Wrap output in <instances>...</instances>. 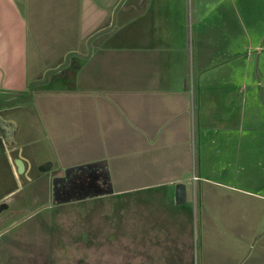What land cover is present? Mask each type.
I'll return each mask as SVG.
<instances>
[{
    "label": "crops",
    "instance_id": "1",
    "mask_svg": "<svg viewBox=\"0 0 264 264\" xmlns=\"http://www.w3.org/2000/svg\"><path fill=\"white\" fill-rule=\"evenodd\" d=\"M118 1L117 12L136 11L131 16V25L137 35V51L121 47L114 56L99 52L100 49L87 56H79L77 51L83 64L76 73L86 77L83 84L74 91H63L64 105H53L49 98L47 104L39 106L48 132L46 137L56 145L69 146L66 150L62 148L58 155V168L95 160H104L108 168L104 148L110 143H119L125 161L119 171L128 174L137 169L136 175L144 174L143 170L139 172L143 169L140 158L148 162L154 149L159 154V146L162 148L165 143L170 155L189 159L180 168H177V159L174 160L176 174H186V168L192 169L191 177L181 175L170 182L173 204L178 205L174 200L175 184L183 183L186 196L183 204L188 205V181L195 187V196L196 186H203V182L216 191L219 188L233 191L232 197L234 192L238 193L230 203L235 208L264 202V193L251 189L250 183L245 185L251 176L255 180L256 173L264 175V167L256 159L257 155L264 158V0H128L129 3L127 0H79L78 23L80 17L83 22L89 20L93 10L107 16ZM73 2L0 0L1 94L21 90L27 84L25 77L28 81L40 79L41 67L44 72L52 68L45 57V63L42 61V65L32 69L29 45L40 46L36 44L37 37L33 39L30 35L39 32L41 37L50 27L59 33L72 32L76 7L75 2L72 6ZM57 8L68 9L65 10L68 22L64 21L62 28L47 23L48 16L57 13ZM37 54L43 56L39 50ZM106 63L107 67L103 68ZM110 63L116 64L117 84L109 73ZM31 70H35L33 76L29 75ZM102 77L104 86L98 87L94 79L103 81ZM7 109L0 107L1 127L6 129L8 121L13 123L12 138L19 146L18 152L27 153L21 141L23 134L19 135L21 124ZM205 110L215 111V117L208 119L202 115ZM97 123L108 128L120 127V137L118 132L110 140L96 137ZM54 127L66 130L59 136ZM163 127L167 129L164 137L160 134ZM68 135L82 137L84 145L91 146V154H80L81 148L79 153H74L73 141L59 139ZM97 148L103 150L102 154L95 153ZM146 185H124L114 190H143L140 188ZM199 197L203 205L204 195ZM209 200L208 216L212 224L218 220L217 210H222L225 203ZM176 211L181 210L175 208ZM251 214L255 217L252 220L256 219L254 210ZM175 218L181 219L182 215L176 213ZM184 219L188 223V229L184 230L192 233V216L187 213ZM257 224L259 228L260 217ZM250 264H264V259L257 256Z\"/></svg>",
    "mask_w": 264,
    "mask_h": 264
},
{
    "label": "rangeland",
    "instance_id": "2",
    "mask_svg": "<svg viewBox=\"0 0 264 264\" xmlns=\"http://www.w3.org/2000/svg\"><path fill=\"white\" fill-rule=\"evenodd\" d=\"M71 1L76 4L72 32L59 33L49 26L41 37L39 32L30 35L33 39L37 37L35 39L39 42L36 41V44L40 46L37 48L29 45V63L32 69H37L42 65V61L46 62V59L52 64V68L60 66L67 59L62 70H59V79H52V76H57V73L52 72L45 81L29 87L32 81L25 77L27 84L20 88L21 90L6 92V95L0 93V102L14 99L10 97L22 99L8 104L0 103V107L9 108L6 112L17 118L21 124L19 135L23 134L21 136L24 139L21 141L27 154L34 159L35 166L42 167L51 162L53 170L58 167V155L62 148L66 150L69 146L62 145V142L61 145H56L51 138L46 137L47 130L41 120L39 106L47 104L49 98L53 105H64L61 95L63 91L66 89L74 91L83 84L86 77L76 73L78 67L82 66L83 59L75 53L79 52L80 56L81 53L89 55L100 49L99 52L114 56L119 53L118 49L121 47L135 48L137 51V35L135 36L134 26L131 25L133 21L131 16H135L136 11L129 9L123 13L119 10L111 26L114 8L119 5L118 1L110 14L108 11L107 16L100 10H93L89 20L83 22L80 17L79 24L80 15L77 14L79 0H69V3ZM68 9L63 8L61 11L57 8V13L48 16L47 23L58 24L62 28L64 21L68 22V16H65V10ZM107 27L110 28L106 29ZM101 29L104 30L92 37L88 43L89 36ZM37 50L42 52V57L38 56ZM60 57L62 60L58 61ZM74 58L77 64L75 66ZM107 64H104L103 68H106ZM109 67V73L117 84L119 75L114 68L116 64L110 63ZM41 71L43 73L40 79L46 72L42 67ZM171 71L169 70V73ZM73 72L77 74L76 77L74 74V78ZM34 73L35 70H31L29 75L33 76ZM102 78L103 81L94 79L98 87L102 84L104 86V77ZM77 79L79 82H76ZM215 114L213 110L202 112L208 119L214 118ZM96 126V137L110 140L117 132L120 137V127L108 128L100 123ZM55 129L59 131V136L66 130L61 127ZM166 131V128H160L163 137ZM59 139L73 141L76 154L80 148V154H91V146L84 145L86 142H82L80 136L73 138L68 135ZM157 146L158 144L155 148ZM94 151L96 154L103 152L99 148ZM104 153L108 157L109 176L115 189L139 183H145L147 187L140 188L143 190L120 193L121 195L108 193L100 197L88 196L81 200L56 203L49 195L47 186H41L42 183L38 180L27 181L23 190L15 194L16 205H22L20 207L23 209L14 216L19 223L0 236V264H237L239 261H242L241 264H250L257 256L264 259V202L256 201L247 208H235L230 203L233 197L239 196L238 193L234 192L232 197L233 191L227 189L222 191L220 188L216 191L215 187L203 182V186H196L195 196V187L188 181V205H175L169 195L170 182L182 177L181 175L187 174L186 176L191 177L192 169L186 168L184 170L186 174H176L175 171L178 169L173 162L177 159V168H180V164L188 163L189 159L185 161L183 157L170 155L166 144L163 143L162 148L159 146V154L157 149H154L148 162L140 158L143 163L139 164L143 169H139V172L143 170L144 174L136 175L137 169L128 174L119 171L120 166L125 164L124 151L119 143H110L104 148ZM256 159L262 164L261 167H264V158L257 155ZM258 162L256 161V164ZM47 174L45 173L46 176ZM252 178L253 176L245 185L250 183L251 189L253 187L257 192L264 193L262 187L264 175L256 173L255 180L252 181ZM184 179L186 181V178ZM200 194L204 195L203 205L199 201ZM208 198L225 203L222 210H217L218 220L212 224L208 216L211 207ZM247 198L246 196L245 199ZM175 208L181 211L175 212ZM253 210L256 215L254 220L252 218L255 217L251 214ZM176 213L181 214L182 218H175ZM187 213L192 216V233L189 234L186 231L188 223L183 222L185 219L182 220L187 218ZM259 217L261 225L256 228ZM240 226L246 230L239 229Z\"/></svg>",
    "mask_w": 264,
    "mask_h": 264
},
{
    "label": "flooded vegetation",
    "instance_id": "3",
    "mask_svg": "<svg viewBox=\"0 0 264 264\" xmlns=\"http://www.w3.org/2000/svg\"><path fill=\"white\" fill-rule=\"evenodd\" d=\"M75 60L76 58L73 59L74 66L77 65ZM60 71L55 72L57 76H52V79L58 78ZM1 125L0 123V236L19 223L14 216L23 209L20 207L22 205H16L15 194L23 190L27 181L31 182L32 179H34L33 182L40 181L41 186H47L49 195L56 203L81 200L88 196L100 197L108 193H116V195L124 193L114 192L104 160L57 167L54 170L51 168V162L42 167L35 166L31 155L28 156L23 150L18 152L19 146L12 138L14 125L9 121L6 129ZM91 163L95 164L91 165ZM38 167L40 169H36ZM45 173H48L47 176Z\"/></svg>",
    "mask_w": 264,
    "mask_h": 264
},
{
    "label": "water",
    "instance_id": "4",
    "mask_svg": "<svg viewBox=\"0 0 264 264\" xmlns=\"http://www.w3.org/2000/svg\"><path fill=\"white\" fill-rule=\"evenodd\" d=\"M117 9H118V6L116 8H114L111 26L115 22ZM109 28L110 27H107L106 29H109ZM103 30L104 29H101V30H99V31L94 32L93 34H91V36H89L88 43H89V41H91V38L92 37H94L95 35H97L98 33H100ZM66 62H67V59H65V61L63 63H61L60 66H58L56 68H52V69L47 70L44 73V76H43L42 79L33 80L32 82H30L31 84L29 85V87H31V85L34 84V83L45 81V79L47 78V76H48L49 73L56 72V71L60 70L66 64ZM29 96H30V94H29ZM15 100H18L19 101V100H22V99L16 98V99H13V100H9V101H6V102H0V103H2V104H8V103H11V102H13ZM93 164H95V163H91V165H93ZM185 197H186L185 196V185L183 183H177V184H175V196H174L175 203L178 204V205L179 204H183L185 202Z\"/></svg>",
    "mask_w": 264,
    "mask_h": 264
}]
</instances>
